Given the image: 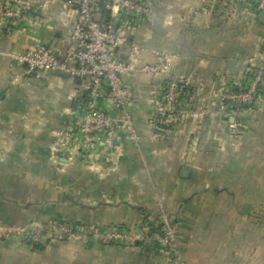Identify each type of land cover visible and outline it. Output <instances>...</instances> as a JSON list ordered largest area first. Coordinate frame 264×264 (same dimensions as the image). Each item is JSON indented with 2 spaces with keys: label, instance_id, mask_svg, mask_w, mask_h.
Returning a JSON list of instances; mask_svg holds the SVG:
<instances>
[{
  "label": "crops",
  "instance_id": "0c3cea01",
  "mask_svg": "<svg viewBox=\"0 0 264 264\" xmlns=\"http://www.w3.org/2000/svg\"><path fill=\"white\" fill-rule=\"evenodd\" d=\"M26 1L34 5L25 21L0 24V224L56 221L148 233L133 246L0 239V264H182L155 240L166 223L176 230L185 264H264V85L243 110L223 99L248 87L258 66L260 0H152L147 20L119 11L116 0L102 14L94 0L95 17L117 16L141 49L138 66L154 62L156 53L175 57L167 75L123 77L138 139L119 121L122 150L109 162L100 151L85 160L51 149L53 131L82 109V81L51 72L12 83L20 67L9 54L37 43L64 54L78 10L77 0ZM118 56L127 60V50ZM167 79L180 90L181 118L171 127L159 124Z\"/></svg>",
  "mask_w": 264,
  "mask_h": 264
},
{
  "label": "built area",
  "instance_id": "2783aa9c",
  "mask_svg": "<svg viewBox=\"0 0 264 264\" xmlns=\"http://www.w3.org/2000/svg\"><path fill=\"white\" fill-rule=\"evenodd\" d=\"M116 1L119 11L132 19L148 17L153 11L152 3L148 0ZM257 4L258 9L264 11V0ZM32 5L33 2L26 0H6L0 4V24L16 25L25 21L27 10ZM77 5L74 26L69 36L70 47L61 55L47 45L37 43L25 52L9 54L20 67L13 73L12 83L23 85L31 80H41L51 72L82 81V89L86 94L82 109L65 125L53 131L51 149L57 157L69 155L71 159L82 157L85 160L100 151L109 162L113 156H119L122 150L117 136L119 121H123L133 139H138L132 116L126 111L131 102V93L123 84V77L135 71L147 77L167 75L172 70L175 57L156 53L154 62L138 66L140 49L130 42L117 16L108 22L96 21L94 0H77ZM106 8L114 10L110 3ZM119 49L127 50V60L118 56ZM263 85L264 48L248 87L238 91L228 90L223 99L240 111L242 107L255 102ZM179 97L178 82L167 79L158 103L161 126L171 127L180 122L177 110ZM111 110L120 113L122 119L111 114ZM147 233V228L131 232L123 227H112L102 232L96 226L82 227L56 221L46 226L0 224V239L16 237L32 246H43L55 239L84 242L93 239L104 244L133 246L144 241ZM155 240L162 251L183 262L176 230L169 223L155 236Z\"/></svg>",
  "mask_w": 264,
  "mask_h": 264
},
{
  "label": "trees",
  "instance_id": "16d2710c",
  "mask_svg": "<svg viewBox=\"0 0 264 264\" xmlns=\"http://www.w3.org/2000/svg\"><path fill=\"white\" fill-rule=\"evenodd\" d=\"M110 0H99V2H100V8H101V13L102 14H105V9H106V5L107 4H109L110 2H109ZM76 6H77V8H78V5H77V3L75 4ZM151 15H152V13H151ZM151 15L150 16H148V17H142L143 19H148V18H150L151 17ZM104 21L105 22H108V21H110V17L109 16H106V17H104ZM252 76H253V72L249 75V80H251V78H252ZM244 89V88H243ZM261 90H262V87L260 88V92H261ZM235 91H238V90H235ZM242 110H243V108H242ZM39 246H42V245H39Z\"/></svg>",
  "mask_w": 264,
  "mask_h": 264
},
{
  "label": "rangeland",
  "instance_id": "374dc122",
  "mask_svg": "<svg viewBox=\"0 0 264 264\" xmlns=\"http://www.w3.org/2000/svg\"><path fill=\"white\" fill-rule=\"evenodd\" d=\"M148 1H150L151 3H152V6L154 7V3H153V1L152 0H148ZM259 2V1H258ZM256 6V5H255ZM257 8H258V4H257ZM153 12V11H152ZM153 14V13H152ZM139 48V47H138ZM140 49V48H139ZM140 53H141V49H140ZM139 56H140V54H139ZM139 56H138V58H139ZM137 58V59H138ZM169 220V219H168ZM99 229H100V231H102V232H104V231H106L107 229H105V230H102L101 229V227H99ZM53 241H59L58 239H55V240H53ZM182 264H185V262L183 261L182 262Z\"/></svg>",
  "mask_w": 264,
  "mask_h": 264
},
{
  "label": "water",
  "instance_id": "95a60500",
  "mask_svg": "<svg viewBox=\"0 0 264 264\" xmlns=\"http://www.w3.org/2000/svg\"><path fill=\"white\" fill-rule=\"evenodd\" d=\"M96 21H99L97 17H95ZM259 21L261 24L264 25V11H262L260 14H259Z\"/></svg>",
  "mask_w": 264,
  "mask_h": 264
}]
</instances>
